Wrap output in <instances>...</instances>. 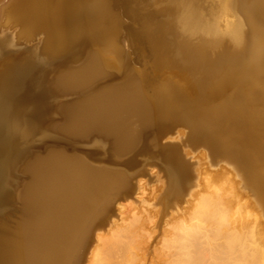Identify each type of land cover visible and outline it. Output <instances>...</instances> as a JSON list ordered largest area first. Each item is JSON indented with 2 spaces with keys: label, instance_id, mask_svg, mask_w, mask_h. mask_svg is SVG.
Returning <instances> with one entry per match:
<instances>
[{
  "label": "bare ground",
  "instance_id": "bare-ground-1",
  "mask_svg": "<svg viewBox=\"0 0 264 264\" xmlns=\"http://www.w3.org/2000/svg\"><path fill=\"white\" fill-rule=\"evenodd\" d=\"M107 3L0 0V264H264V0H220L235 16L222 28L181 2L176 58L198 96L165 79L151 107L133 82L104 88L116 78L109 71L130 69L124 54L108 64L88 53L75 69L50 72L83 45L129 31ZM144 24L135 35L158 52ZM57 115L65 125L51 123ZM160 120L188 126L190 138L227 162L187 166L167 141L179 135L174 125L154 133ZM81 151L100 161L79 159ZM165 158L167 180L184 196L168 215L138 177ZM8 187L25 215L12 228Z\"/></svg>",
  "mask_w": 264,
  "mask_h": 264
},
{
  "label": "rangeland",
  "instance_id": "rangeland-1",
  "mask_svg": "<svg viewBox=\"0 0 264 264\" xmlns=\"http://www.w3.org/2000/svg\"><path fill=\"white\" fill-rule=\"evenodd\" d=\"M105 1L109 3H107V5L110 6H108V8L111 10H109L110 15L112 14L111 16L114 17V19H117L121 23L122 27L130 28L129 31H124L123 28H120V30L117 31V33L114 34V36L110 37L109 40H107L106 42L96 44L87 43L83 45L76 57L68 59L67 62L62 64V66L59 65L53 68L50 71L52 76L53 74H58L59 71V73H64L66 72V70H73L76 67L80 66L88 53L99 54L101 57L102 54H105L104 57L108 64H115L120 62L122 58L121 54H124L128 62H130V69H126V66L123 65V67L119 71H109L114 73L116 78L110 80L104 88L116 87L124 84H132L133 82L132 85L137 89L138 93L141 95V98L145 102H147V104L151 107L150 100L157 85H159V83L164 81L165 79H170L185 89L187 96L190 100L195 99L198 96V92L196 90V84L193 83L190 77V70L188 67L182 65L176 58V54L177 52H179L180 49L175 43V38L182 36V31L179 28L177 22L182 9V7L179 8V4H181V2H185V5H188L189 8L194 9V12H199H197L198 14H200L198 15V18H200L202 21H205L208 24L218 23L221 28L223 27V23L225 22V20H232L235 17L233 15V12L231 11L232 7L227 6V8L223 10L222 7H220V0H119L120 3L119 1H114L115 5H113V0ZM129 2L130 4H132L131 7L128 5ZM125 6L127 7V9L125 8ZM170 6L172 8L174 7L175 9L173 8L171 11H167V8ZM140 19H142V21ZM143 22L145 23L144 25L148 27L149 31H151L152 35L158 41L157 43L160 45L158 48V52L153 53L150 50L149 42L145 39H138L135 35V31L138 32V30L140 29L139 26H141ZM168 26L171 28L168 29ZM137 28L139 29L137 30ZM110 45L115 46L118 53L116 51H111L110 49H108ZM157 54L159 55L157 56ZM57 67L59 68V71ZM56 69L57 72L55 73L54 71H56ZM123 70L125 72L124 74ZM50 72L48 77L51 75ZM101 82L102 80L100 79L96 80L87 89H90V87L91 89L96 88V85L100 84ZM85 92L86 91H83L81 94L76 92H66V94H63L64 97L63 95H61L62 97L57 96L56 104L60 103L59 101H62L61 104L71 105L74 103L73 100L77 98L79 99L81 95L82 97H84L86 95L84 94ZM62 98L65 99L64 103ZM153 122L155 123H153L156 129V131L154 130L155 134L164 133L165 131H167L168 127L174 125L171 126L170 129L176 132L177 135H179L176 136L174 135L175 133H173V135L170 134L171 136H174V139L167 141L177 144L179 146V148H176L177 157L187 166H190L191 168L194 167V165L197 164L198 160H201V162H207L208 160L212 163L213 166L227 162L225 159H220L219 161H216L215 157H213L214 154H212L206 144L199 143L190 138V129L188 126L181 125V123H176L168 120H160ZM51 123L56 125H65L66 120L63 118V116L57 115ZM184 152H186V155H183ZM79 155H81L79 157V159L81 160L87 159L88 161H100L88 158L86 154L82 151L81 153H79ZM204 155L207 158H204ZM164 161L165 166H149L147 168L148 173L145 175H139L138 177L139 179L145 178L146 185L148 186V188H146L147 190H149L148 194H150L152 192L151 190L154 188L155 190L153 189V193L156 192L154 195L157 196V199H161L162 201L164 200V204L161 200L157 202V208H161L160 211L168 215V212L170 211L169 214L171 213L175 204H178V201L179 204H181L180 199H182V197L184 196L182 193L172 189L169 180H167L168 177H166L168 175L167 171L170 169L169 164L167 162V158H165ZM230 165L233 166L232 163H230ZM4 170L5 168L1 167L0 175H3L1 176L2 178L6 173ZM150 173L152 174L149 176ZM138 177L135 179V184L138 181ZM159 179L160 182H158ZM28 180L29 179H21L18 181V184L21 186L22 182H27ZM161 180L163 181L162 183ZM4 187L5 186L3 185L2 179H0V189ZM161 193L163 194L161 195ZM113 197H116L117 199V196ZM111 198L112 195L110 199ZM8 200L10 207H12L13 209L10 216L8 217L9 221L11 222L8 225L11 227L13 226L12 223L16 225L18 222H21L22 219L24 220L25 215L21 212L20 201V211H17L16 196L14 191L10 187H8ZM147 200V202L151 203V200H149V198H147ZM118 201H123V199L119 200L118 198ZM166 203L167 205H165ZM165 210H167V212ZM94 231L95 229L93 230L92 234H94Z\"/></svg>",
  "mask_w": 264,
  "mask_h": 264
},
{
  "label": "water",
  "instance_id": "water-1",
  "mask_svg": "<svg viewBox=\"0 0 264 264\" xmlns=\"http://www.w3.org/2000/svg\"><path fill=\"white\" fill-rule=\"evenodd\" d=\"M97 178H98L100 181L105 182V183H107V184L109 183V182H108V179L110 180V178H107L106 176H104V175H100V174L97 176ZM110 181H111V180H110Z\"/></svg>",
  "mask_w": 264,
  "mask_h": 264
}]
</instances>
